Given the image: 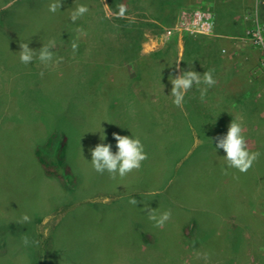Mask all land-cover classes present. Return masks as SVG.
Wrapping results in <instances>:
<instances>
[{
	"label": "rangeland",
	"instance_id": "obj_1",
	"mask_svg": "<svg viewBox=\"0 0 264 264\" xmlns=\"http://www.w3.org/2000/svg\"><path fill=\"white\" fill-rule=\"evenodd\" d=\"M156 1L0 0V264H264V148L247 174L228 168L216 150L217 138L227 134L217 124L222 107L231 112L227 125L233 116L248 118L241 122L252 130L247 146L264 145L261 115L237 105L245 102L237 91L244 82L230 85L222 73L231 69L229 57L219 66L217 56L230 49L237 70L248 57L264 76V53L251 39L264 27V3L256 9L255 0H184L172 15L176 23L184 10L212 9L214 32L202 35L172 32L176 23L153 19L165 8ZM79 5L89 11L73 23ZM231 21H237L231 45L213 44L217 27ZM50 41L62 63L20 62L21 43L38 52ZM154 54L158 78L149 80L148 71L145 84L135 81L137 56ZM218 66L206 102L194 86L182 107L173 104L170 78ZM114 76L126 95L102 83ZM138 102L144 119L135 117ZM114 133L139 138L148 158L139 170L111 179L94 171L91 150L104 143L118 151ZM52 135L56 148L45 155L62 159L60 176L47 175L35 155ZM214 185L221 187L213 197ZM146 209L170 211L171 219L157 228ZM24 215L29 222H20ZM25 234L39 244L25 246Z\"/></svg>",
	"mask_w": 264,
	"mask_h": 264
},
{
	"label": "clouds",
	"instance_id": "obj_2",
	"mask_svg": "<svg viewBox=\"0 0 264 264\" xmlns=\"http://www.w3.org/2000/svg\"><path fill=\"white\" fill-rule=\"evenodd\" d=\"M56 7V5H51L49 10L54 13ZM88 11L89 9L85 5L77 6L71 13V21L75 23L87 14ZM20 48L19 59L25 65H29L34 59H38L42 64L46 65L53 61L57 65L63 62V57H57L51 51L54 48V42L52 41L48 44H43V47L38 52L30 49L28 43H21ZM71 48L75 53L78 50V44L72 42ZM40 75L43 77L44 73L41 72ZM170 82L172 84L170 96L174 98L173 104L176 107L183 106L186 93L192 90L194 86H196L200 93L201 102H206L209 88L214 87L217 83L214 79L213 70L205 71L203 75L193 70L183 71L180 75L170 78ZM243 133V125L233 119L229 125L227 134L217 138L216 150L222 149L226 153L224 160L228 168L236 169L241 174H247L254 163L258 161L261 153L248 150L247 141ZM114 139L117 142L116 148L118 149L115 153L112 151L111 144L104 143L98 144L91 150V165L94 171L99 174L107 172L111 179H116L117 176L123 178L133 171L139 170L142 163L148 158L144 145L139 138L114 134ZM224 174L227 175V171ZM234 178L238 179L239 177ZM107 202L106 199L105 203ZM130 203L136 205L137 201L131 199ZM146 210L148 211V219L157 228H163L166 222L171 219L170 211H164L157 215L156 210ZM29 221L30 217L24 215L20 222L25 223ZM45 236H47V232H45ZM22 243L25 246H28L30 243L38 245L39 241H30L25 234Z\"/></svg>",
	"mask_w": 264,
	"mask_h": 264
},
{
	"label": "crops",
	"instance_id": "obj_3",
	"mask_svg": "<svg viewBox=\"0 0 264 264\" xmlns=\"http://www.w3.org/2000/svg\"><path fill=\"white\" fill-rule=\"evenodd\" d=\"M220 7H216L217 11L221 12L223 11L224 13L226 14H229L231 13V15H233L235 12L231 9H229L228 7L226 9H224L221 5H218ZM215 9V10H216ZM233 12V13H232ZM243 22L241 21L240 24L242 23H245V19L243 18L242 19ZM232 22V21H231ZM235 22L237 21H234L232 22L231 24H228V25H224L222 27L218 26L217 27V36H215V39H213V43L216 45L219 43L222 45H226L229 46L231 45V39L232 37L229 36V30L233 29L234 27L232 26L233 24H235ZM238 24V23H237ZM221 38H224L225 40H222ZM222 42V43H221ZM220 46V45H219ZM224 47V46H223ZM186 49H184V54H185V51ZM222 49H219L217 50V56L219 57L218 58V61H219V66L225 61L224 58L225 57H229V59L227 60V62L229 63V67L231 69H226V71L224 70L222 73L226 76L227 80L229 81L230 85H233V84H236V82H244V87L240 90V88L237 90L238 92L241 91V92H244V93H247L248 91H250V93H247V94H243L244 96H246L245 98V102H238L237 105L241 108V109H244L245 111H249L250 109L256 113L255 114H258V115H261V118L263 119L262 121V124L259 123V125L261 127H263L264 129V76H262L255 68V65L253 67L249 66L252 62L250 58L247 57V62H249V64L246 65L245 68H240V69H236V67H234L231 63L232 61H234V58L233 56L230 54V49L226 50L225 48L223 49L224 52L228 53L227 55H223L221 53ZM180 54V53H179ZM241 60V59H238V61ZM219 66L217 68H215V70L217 72L220 71L219 69ZM183 68V67H182ZM260 86H263V87H260ZM260 88V90H259ZM224 89V88H223ZM231 90V89H230ZM232 91V90H231ZM236 91V90H235ZM251 92H253V95L251 94ZM231 113V112H228L224 107L220 108L217 112V118H218V121H217V124L219 122V124L221 125H225L226 128H227V131H228V128H229V125H227L225 122L227 121V119H229L227 117V115ZM246 115V114H245ZM255 118V117H254ZM233 119L235 120L236 117L233 116L232 117V121ZM248 118L246 117L245 120H247ZM244 120V121H245ZM243 119H240V123L241 122H244ZM212 124V123H211ZM243 124V123H242ZM213 127L212 129L215 128V125L212 124ZM245 125L246 124H243V127L245 128ZM255 126V125H254ZM253 127V126H251ZM221 129V128H220ZM211 130H207V132L209 134H211L210 132ZM252 130H249L247 131L246 128L244 130L245 134H249L247 137L250 138L251 137V132ZM247 132V133H246ZM253 136V135H252ZM208 142H210V139L208 138ZM257 142V141H256ZM254 145V144H253ZM248 147V150L249 151H252V152H257L258 150H263L264 148V145H261L259 143H257L256 147L253 148V147H250V146H247ZM217 151L219 152H222L223 154L226 155V153H224V151L222 149H217ZM223 159L224 161V158H221ZM255 186H257V183L255 184ZM262 187V186H261ZM217 188L219 189L218 187H214L213 186V189H212V196L214 197L215 193H214V189ZM221 194V193H220Z\"/></svg>",
	"mask_w": 264,
	"mask_h": 264
},
{
	"label": "trees",
	"instance_id": "obj_4",
	"mask_svg": "<svg viewBox=\"0 0 264 264\" xmlns=\"http://www.w3.org/2000/svg\"><path fill=\"white\" fill-rule=\"evenodd\" d=\"M154 3H157V1L153 0V4ZM212 4H214V3H212ZM163 5H164L165 8L160 12V14L155 15L153 17V19L160 20V21H162L163 24H166L167 26H172V25H174L176 23L175 21H176L177 13H175L174 17H172V15H173L174 12L179 11V10L184 8V0H163ZM157 7H158V5H157ZM151 25L155 26L154 24H151ZM191 39H193V38L192 37H188L187 41L185 42L186 54H187L189 43H191ZM174 42L177 43L178 40L175 39ZM155 55H157V54L150 55V56L148 55L146 57H142L141 55L137 56L136 64H135V73H136V78L137 79L135 81H138V82H140L142 84H145L144 74L147 73L148 71L151 72V73H148L149 77H150L149 80H153L156 77L158 78V76L156 75V72L159 71V68L156 71L155 67L157 68L158 64L160 65V60H159L160 54L158 56H155ZM213 72H216V70L214 69ZM109 75L111 76V74H109ZM115 78H118V77L114 76L113 79L111 77H110V79L107 78V79H105L106 81H103L102 83H104V86L109 83V85L114 87V86H116ZM131 81L132 80H130V82ZM160 83H161V80H160ZM116 87L117 88H121V89H119V91H123L124 90V93L126 95L125 87H121V86H119V87L116 86ZM247 93H250V91H248ZM247 93H243V94H247ZM127 95H129V94L127 93ZM142 108H144V107L140 106V103L138 102V104L136 106V110H139V111H138V113L135 116L136 119H138V118H143L144 119V116H145L144 113L145 112H144V110H142ZM246 113L250 114V112H246ZM254 113H256V112H254ZM256 115H258V114H256ZM254 117H256V116H253V118ZM149 123L152 125L151 121H149ZM252 126H254V125H252ZM46 139H48L47 143L43 142L42 144H40L38 147L35 148L36 149L35 155L37 156L36 158L38 160V163L40 164V166L43 167V169H44V171H45V173L47 175L48 174H50V175L54 174L56 176H60L61 174H60L59 170H61V168H64L65 166L61 167L62 159H59L58 161H55V159L51 160L53 157L50 156V154L45 155V153H47L50 150H52V147H55V146H52L54 144L53 135L52 136H47ZM65 145H66V143H63V144L60 145V147H61L60 150H62V152H64V149L66 147ZM60 150L56 149L55 152H58ZM214 187L220 188L221 186L214 185ZM219 194H220L219 192L216 193V195H219ZM195 222H196V220H195ZM49 263H50V261L48 262V264Z\"/></svg>",
	"mask_w": 264,
	"mask_h": 264
},
{
	"label": "built area",
	"instance_id": "obj_5",
	"mask_svg": "<svg viewBox=\"0 0 264 264\" xmlns=\"http://www.w3.org/2000/svg\"><path fill=\"white\" fill-rule=\"evenodd\" d=\"M256 9H259L264 0H255ZM248 18V17H247ZM246 19V18H245ZM247 20V19H246ZM215 29V15L210 7L193 11L184 10L172 28V32L179 34L191 33L211 35ZM253 43L264 53V27L254 30Z\"/></svg>",
	"mask_w": 264,
	"mask_h": 264
},
{
	"label": "bare ground",
	"instance_id": "obj_6",
	"mask_svg": "<svg viewBox=\"0 0 264 264\" xmlns=\"http://www.w3.org/2000/svg\"><path fill=\"white\" fill-rule=\"evenodd\" d=\"M155 22V21H154ZM159 24V23H158ZM118 67V66H117ZM261 68V67H260ZM169 98V97H168ZM172 101V100H171ZM170 102V101H169ZM166 104V103H165ZM117 123V122H116ZM120 124V123H119ZM119 124H118V126H119ZM112 125V124H111ZM121 125V124H120ZM123 125H124V123H123ZM126 126V125H125ZM110 127V126H109ZM111 128V127H110ZM125 129V128H124ZM110 130V129H109ZM123 130V129H122ZM124 134L126 133V132H123ZM128 133V132H127ZM115 134V133H114ZM118 134V133H117ZM120 134V133H119Z\"/></svg>",
	"mask_w": 264,
	"mask_h": 264
}]
</instances>
